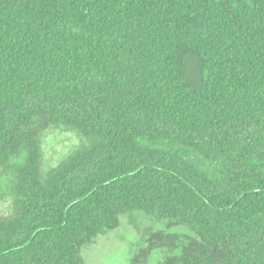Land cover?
Masks as SVG:
<instances>
[{
    "label": "trees",
    "instance_id": "16d2710c",
    "mask_svg": "<svg viewBox=\"0 0 264 264\" xmlns=\"http://www.w3.org/2000/svg\"><path fill=\"white\" fill-rule=\"evenodd\" d=\"M0 177V264H86L135 211L162 264H264V0H0Z\"/></svg>",
    "mask_w": 264,
    "mask_h": 264
},
{
    "label": "rangeland",
    "instance_id": "374dc122",
    "mask_svg": "<svg viewBox=\"0 0 264 264\" xmlns=\"http://www.w3.org/2000/svg\"><path fill=\"white\" fill-rule=\"evenodd\" d=\"M187 65L190 76L194 78L195 61L188 58ZM80 141L79 135L73 131H48L43 139L44 166L57 164ZM12 206V198L7 193L6 177H0V215H8ZM158 230L168 231L165 225L141 211H135L133 215H122L118 228L84 246L83 257L86 264H162L174 252L166 247H151L150 234Z\"/></svg>",
    "mask_w": 264,
    "mask_h": 264
}]
</instances>
